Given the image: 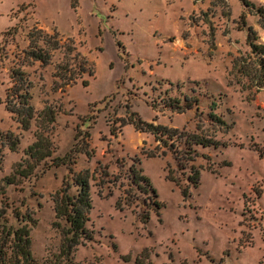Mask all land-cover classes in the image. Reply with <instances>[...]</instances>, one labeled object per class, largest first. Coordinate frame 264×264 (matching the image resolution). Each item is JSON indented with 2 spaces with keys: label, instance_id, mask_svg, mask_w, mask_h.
<instances>
[{
  "label": "rangeland",
  "instance_id": "1",
  "mask_svg": "<svg viewBox=\"0 0 264 264\" xmlns=\"http://www.w3.org/2000/svg\"><path fill=\"white\" fill-rule=\"evenodd\" d=\"M248 1L254 7L242 0H0V133L20 137L16 151L2 148L0 180L35 140L36 126L22 130L6 104L12 70L21 67L33 83L35 109L58 110L53 156L65 155L82 133L73 167L90 177L94 239L79 247L76 263L264 264V55L260 60L248 42L251 27L264 45V0ZM34 28L72 38L94 75L63 90L55 76L63 52L53 64H28ZM185 97L198 100L194 108L167 106L170 99L183 105ZM132 112L184 136L165 144L122 126ZM193 134L223 144L203 147L187 140ZM134 163L163 204L146 224L141 217L153 205L131 179ZM168 163L180 187L167 179ZM195 170L200 183L184 195ZM67 173L42 163L6 189L15 206L37 218L33 251L44 264L55 263L59 250L53 196Z\"/></svg>",
  "mask_w": 264,
  "mask_h": 264
},
{
  "label": "trees",
  "instance_id": "2",
  "mask_svg": "<svg viewBox=\"0 0 264 264\" xmlns=\"http://www.w3.org/2000/svg\"><path fill=\"white\" fill-rule=\"evenodd\" d=\"M245 6L254 7L248 0H242ZM264 13V10L258 9ZM29 44L25 49V59L28 64L40 62L41 65L53 64V57L57 51L63 52L64 57L56 63V78L61 81V88L76 84L85 73L94 75V65L87 56L80 50L77 43L72 38H65L57 30L53 33L46 32L42 28H34L30 31ZM257 33L250 27L248 42L257 57L263 58L264 45L255 43ZM2 46H0V53ZM261 65L264 66L263 63ZM13 86L7 91V109L14 115L15 119L24 131L30 130L32 125L36 126L34 131L35 140L24 151V157L13 165V170L9 175L0 180V264H44L34 254L32 230L37 224L32 212H23L20 207L7 196L9 185L19 184L24 179L34 175L35 170L43 163L44 170L54 167L66 166L68 173L65 175L62 186L53 196L55 220L52 225L59 230L61 242L59 250L55 255L56 264H78L75 261L76 251L80 246H87L93 241V230L89 227L91 221V211L94 208L92 185L89 175L76 173L74 165L77 164V157L83 150L78 146L79 137L82 135L77 130L72 148L63 156H53L55 142L53 138L56 129L58 110L52 106H46L41 111L35 109L32 103V81L26 76L21 67L12 70ZM83 84L88 86L89 81L83 80ZM172 101V102H171ZM197 99L185 97L181 105L180 100L168 101L167 106L173 110L185 112L192 109ZM154 106V104H153ZM156 107V106H154ZM220 122L216 115H212ZM142 119L138 112L130 113L126 118L121 119L122 126L133 124L138 131L152 133L157 141L167 144L168 139L183 137L182 131L177 128L155 123ZM115 134V129H111ZM0 153L2 148L8 146L10 150L16 151L20 144L19 135L12 132L0 133ZM90 136V133H87ZM183 135V136H182ZM194 144L203 147H218L223 144L209 139L207 136L193 134L187 137ZM147 157H155L152 152L143 151ZM163 156V155H162ZM50 159V161H47ZM4 157L0 154V166ZM167 179L181 186L179 180L171 174L170 165L167 167ZM130 176L133 183L144 193L150 195L151 201L148 211L141 217L144 224L149 222L151 211L161 214L163 204L159 200V195L153 186L150 178L143 173L142 168H137L134 163L130 168ZM202 172L194 171V175L188 177L186 188L181 187L183 194L187 195L188 190L198 187ZM153 203V204H152ZM46 264H48V259ZM49 264H55L51 263Z\"/></svg>",
  "mask_w": 264,
  "mask_h": 264
}]
</instances>
